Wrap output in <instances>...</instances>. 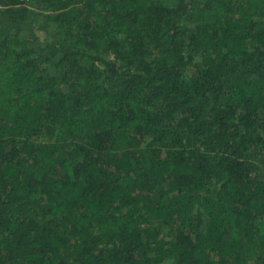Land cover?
<instances>
[{
	"label": "trees",
	"instance_id": "trees-1",
	"mask_svg": "<svg viewBox=\"0 0 264 264\" xmlns=\"http://www.w3.org/2000/svg\"><path fill=\"white\" fill-rule=\"evenodd\" d=\"M0 264H264V0H0Z\"/></svg>",
	"mask_w": 264,
	"mask_h": 264
}]
</instances>
